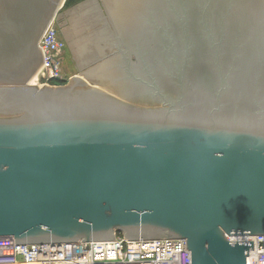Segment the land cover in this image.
I'll return each instance as SVG.
<instances>
[{
	"label": "water",
	"instance_id": "water-1",
	"mask_svg": "<svg viewBox=\"0 0 264 264\" xmlns=\"http://www.w3.org/2000/svg\"><path fill=\"white\" fill-rule=\"evenodd\" d=\"M64 1L0 0V236L246 264L225 234L264 235V0H82L63 11L79 74L32 85Z\"/></svg>",
	"mask_w": 264,
	"mask_h": 264
},
{
	"label": "built area",
	"instance_id": "built-area-1",
	"mask_svg": "<svg viewBox=\"0 0 264 264\" xmlns=\"http://www.w3.org/2000/svg\"><path fill=\"white\" fill-rule=\"evenodd\" d=\"M38 49L42 52L32 85H63L71 76L63 72L64 41L53 18L43 31ZM115 240L77 243L16 245L12 237L0 236V264H191L184 239L128 240L121 232ZM229 243H251L246 264H264V235L230 236Z\"/></svg>",
	"mask_w": 264,
	"mask_h": 264
},
{
	"label": "flooded vegetation",
	"instance_id": "flooded-vegetation-1",
	"mask_svg": "<svg viewBox=\"0 0 264 264\" xmlns=\"http://www.w3.org/2000/svg\"><path fill=\"white\" fill-rule=\"evenodd\" d=\"M91 2H85L83 5H88V6H91L92 7V9H94V6H92V3L90 4ZM64 10H62V13L61 14H57L58 15V17H57V22H56V25H57V27H58V29H59V31H60V34H61V38L63 39V41H64V46H65V50H66V47H67V45H66V43H68L67 42V36H66V34H67V30H65V27H67L65 24L67 23L68 25H69V21L67 20V22L65 21V19H67L68 17L67 16H69L70 14H68V13H66V14H64V12H63ZM74 13H76V12H74ZM73 13V14H74ZM95 14H96V12H94ZM92 16H94L93 15V12H92ZM69 27V26H68ZM114 55H116V56H114ZM128 54H126V52H124L123 50H117V51H115V52H113V59L114 60H112L111 61V63L112 62H114L115 64H113L114 66H115V68L113 69L114 71H112V73H109V72H107L106 74H109V75H111L112 74V76L113 77H117V78H119V79H125L127 76H131L132 74H130V75H128L127 73H124L125 72V69H124V67H123V65L124 64H128L129 63V58H128V56H127ZM74 64H75V67H76V69H78V60H77V57H76V55L74 54ZM117 65H118V67H117ZM112 66V65H111ZM83 69H85V68H83ZM75 76H77V75H72L71 77H70V80L72 79V78H74ZM69 80V81H70ZM68 81V82H69ZM67 83V82H66ZM65 83V84H66ZM64 85V84H63ZM139 86V85H138ZM169 86V85H168ZM172 86V85H171ZM140 87V86H139ZM175 87V86H174ZM141 90L143 91V92H145L144 90H143V88H142V86H141Z\"/></svg>",
	"mask_w": 264,
	"mask_h": 264
},
{
	"label": "rangeland",
	"instance_id": "rangeland-1",
	"mask_svg": "<svg viewBox=\"0 0 264 264\" xmlns=\"http://www.w3.org/2000/svg\"><path fill=\"white\" fill-rule=\"evenodd\" d=\"M82 0H65L64 4L62 6V8L58 11V13H61L62 10H67L68 8L74 6L75 4L81 2ZM57 13V14H58ZM56 16L54 17V19L56 20ZM67 45V43H66ZM74 59L72 58V54L70 52V49L67 45L66 50L64 52V56H63V67L62 70L63 72L66 74V76H72V75H78L79 74V69H76L75 64H74Z\"/></svg>",
	"mask_w": 264,
	"mask_h": 264
},
{
	"label": "bare ground",
	"instance_id": "bare-ground-1",
	"mask_svg": "<svg viewBox=\"0 0 264 264\" xmlns=\"http://www.w3.org/2000/svg\"><path fill=\"white\" fill-rule=\"evenodd\" d=\"M34 81V79L30 80V84Z\"/></svg>",
	"mask_w": 264,
	"mask_h": 264
}]
</instances>
